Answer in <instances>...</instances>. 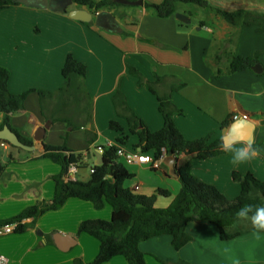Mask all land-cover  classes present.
<instances>
[{"label":"crops","instance_id":"0c3cea01","mask_svg":"<svg viewBox=\"0 0 264 264\" xmlns=\"http://www.w3.org/2000/svg\"><path fill=\"white\" fill-rule=\"evenodd\" d=\"M127 1H143V5L119 3L121 7L108 11L115 14L120 33L99 29L94 21H75L63 13L24 5L0 11V65L10 72L12 94L29 93L25 109L11 115L9 121L13 129L36 147L34 152H27L0 146V162L4 167L0 175V222L53 201L54 178L62 174V167L42 158L45 145L65 146L82 153L85 166L79 167L78 176L83 182H89L94 166L102 163V156L96 151L98 147L113 145L131 155L153 158L152 152H142L139 137L130 132L129 118L143 122L152 133L161 130L164 118L158 96L170 98L179 109L174 122L186 140L210 138L222 140L225 146L224 154L212 159L175 156L176 168L189 162L198 179L215 186L228 198L240 194L232 179L234 172L252 173L264 181V54L259 57L262 73L251 69L217 78L206 64L205 56L213 38L221 41L228 38L233 31L231 26L211 10L199 12L200 16L194 19L193 10L179 5L177 13L190 18L183 23L176 18L177 13L161 19L145 9V3L159 5L163 0ZM241 3L213 0L210 5L219 8L224 5L223 10L233 12L242 9ZM75 7L68 8V12L88 11ZM254 10L264 13V5L254 4ZM258 52L264 53V26L263 32H258L256 26L244 27L238 36L235 55L254 57ZM68 56L86 67L85 86L92 100L89 124L80 111L73 113L76 115L73 124L80 126L75 130L65 122L52 121L55 102L46 100L42 106L38 94L59 91L64 86L62 71ZM133 69L139 77L132 74ZM234 115H247L249 120L233 121ZM4 120L5 115L0 114V127ZM47 122L52 123L50 129L41 142H36L38 129ZM113 122L121 132L111 128ZM122 138L123 145L118 143ZM237 151L250 154V158L234 164ZM168 156L162 158L159 170L128 165L119 159L133 175L124 188L146 197L156 195L159 189L167 191L170 196L158 195L155 207L168 208L182 188L180 180L171 177L164 164ZM106 206L98 210L91 202L69 199L57 212L24 220L29 225L25 233L1 236L4 238H0V254L11 264H75L77 260L89 264L99 254V242L90 235L79 234L78 230L85 221H110L112 209ZM235 227L234 224L228 231L240 235L221 241L216 226L195 221L187 228L190 243L179 251L172 246L170 236L153 238L139 247L147 264H264V230L256 229L253 224L244 230ZM246 253H254L247 257L248 263L241 260ZM105 264L129 263L123 257H116Z\"/></svg>","mask_w":264,"mask_h":264},{"label":"trees","instance_id":"16d2710c","mask_svg":"<svg viewBox=\"0 0 264 264\" xmlns=\"http://www.w3.org/2000/svg\"><path fill=\"white\" fill-rule=\"evenodd\" d=\"M245 1L264 5V0ZM72 2L78 8H86L94 15L122 6L115 0H72ZM19 5L21 4L17 0H0V11ZM179 5H191L203 10H211L218 18L232 27V33L225 40L213 38L212 47L205 56L206 64L212 67L217 78L251 70L255 65H259V57L263 53L258 52L254 57H240L235 55L234 49L240 30L244 27L256 26L258 32H263L264 13H253L243 9L229 12L213 7L207 0H163L159 5L145 3L144 6L156 17L166 19L177 13ZM86 72L87 69L83 64L72 56H68L62 71L65 84L56 94L57 98H61L58 103L62 112L65 106L71 109L72 113L80 111L86 117V124H89L92 117V100L85 86ZM132 74L139 77L134 69ZM9 82L10 72L0 65V114L5 115L0 129L9 126L24 144L31 146L32 142L27 141L13 129L9 121L11 115L25 109L29 93L12 94L9 90ZM150 90L157 95L153 87H150ZM38 94L42 106L44 101L55 96V94L44 91ZM158 98L160 112L164 118V126L161 130L152 133L143 122L129 118L130 132L139 137L142 152H152L155 160H162L166 154H174L176 157L185 155L202 160L224 154L225 146L222 140L211 141L210 138L196 141L186 140L174 122V114L180 112L179 109L170 98L161 96ZM72 102L73 105L70 107ZM50 119L54 122H65L74 130L80 127L73 124L72 117L68 119L64 115L57 114V111H54ZM110 126L121 132L117 123L113 122ZM124 140L119 139L118 143L123 145ZM44 147L45 152L42 158L49 159L62 167V174L54 178L56 188L53 201L30 207L11 220L0 222V226L17 223L14 233L23 234L29 227L23 223L24 220L38 218L50 211H57L69 199L91 202L98 210L103 209L107 204L112 209L110 221H85L78 230L79 234L90 235L99 242V254L89 264H105L116 257L125 258L129 264H147L145 255L139 247L141 243L153 238L170 236L172 246L179 251L190 243L191 238L187 233V228L195 221L216 226L220 233V240L230 241L240 235V233H230L228 229L240 218L238 213L241 209L250 208L248 217H251L257 209L264 208V181L259 180L252 173H233L232 179L239 185L240 194L235 199H229L215 186L198 179L192 173L189 162L186 161L176 168L178 179L182 184L180 193L168 208L160 209L155 207L157 196L169 197V192L159 189L156 195L146 197L135 195L124 188V183L132 179L133 175L124 167V162L118 161L117 146L105 150L103 163L94 166L89 182L72 181L65 178L72 165L80 168L85 166L84 158L80 153L71 151L65 146L45 145ZM3 171L4 167L0 162V175ZM75 264L85 263L77 260Z\"/></svg>","mask_w":264,"mask_h":264},{"label":"water","instance_id":"95a60500","mask_svg":"<svg viewBox=\"0 0 264 264\" xmlns=\"http://www.w3.org/2000/svg\"><path fill=\"white\" fill-rule=\"evenodd\" d=\"M17 2L21 5L30 8H35L40 10H51L53 12L63 13L65 16H68L70 19L75 21H81L85 23H90L91 21H94L97 28L105 30L107 32H111V33L121 32V27L119 26L116 17L108 11H102L97 13L96 15L85 10H74L68 12L67 11L68 8L73 6L72 0H17ZM119 3L125 5H133V6L143 5V1L129 2L127 0H119ZM176 18L183 23L190 21L189 17H187L186 15H182L180 13L176 14ZM107 25H109V28L107 27ZM252 70L258 74L262 73V68L258 64L255 65L252 68ZM51 124H52L51 122H47L44 127L38 129L34 137V140L36 142H41L44 139V136L46 132L50 129ZM0 141L7 142L10 146L27 152H34L36 149L34 145L30 146L24 144L20 140L18 134L13 132L9 126H4L2 129H0ZM225 143L226 145H228V142L225 141ZM101 158L103 163V157ZM164 164L169 170V175L171 177L178 178L176 172L175 155L174 154L169 155L167 160L164 162Z\"/></svg>","mask_w":264,"mask_h":264},{"label":"built area","instance_id":"2783aa9c","mask_svg":"<svg viewBox=\"0 0 264 264\" xmlns=\"http://www.w3.org/2000/svg\"><path fill=\"white\" fill-rule=\"evenodd\" d=\"M240 118L244 120H249V116L247 115H242L241 117L238 115H234L232 117V120L237 121ZM0 146L1 148L5 150H7L10 147V145L4 141H0ZM111 147H114V146L108 145L107 147H98L96 148V151L98 152V154H100L103 157L105 150ZM80 154L83 156L82 153ZM117 158H118V161H120L119 159H124V162L128 165L139 164V165L150 166L152 170H159L162 166V160H155L151 158L149 155H145V154L144 155L143 154L131 155V154L126 153L122 148H119V147L117 151ZM78 171H79V167L77 165H72L69 168L68 174L65 176V178L67 180H72V181H81V178L78 176ZM92 174H93V170L91 171V175ZM135 189L139 190V187H136ZM16 227H17V223L12 224V225L0 226V237L13 234ZM0 264H11V263H10V260L6 256L0 254Z\"/></svg>","mask_w":264,"mask_h":264},{"label":"rangeland","instance_id":"374dc122","mask_svg":"<svg viewBox=\"0 0 264 264\" xmlns=\"http://www.w3.org/2000/svg\"><path fill=\"white\" fill-rule=\"evenodd\" d=\"M235 2L237 1L238 3L239 2H242L241 4L242 5H244L243 7H240V8H242L243 10H250L251 12L253 11V6H254V4L253 5H249V4H251V3H249L248 1H245V0H234ZM209 4H212L213 5V0H210V3ZM245 4H247V5H245ZM258 6H259V4H257ZM182 6H184V7H186L187 9H190V10H193L194 11V13H193V17L192 18H194V19H197V17L198 16H200V15H198V14H200L199 12H201V14L204 12V10L203 9H200V8H198V7H196V6H191V5H182ZM216 6H218V5H216ZM74 9V8H76L75 6L73 7H71L70 9ZM219 8V7H218ZM223 8H225L224 7V5H222V8L221 9H223ZM197 9H199V10H197ZM255 12H257V11H253V13H255ZM196 13H197V15H196ZM257 13H260V12H257ZM264 54V53H263ZM66 63V62H65ZM65 66V65H64ZM52 94H55V96L52 98V99H48V100H50L51 102L53 101V102H55V104L53 105V108H52V110H55V111H57V114H61V116L62 115H64V117H67L69 114H70V116L73 118L74 116H73V113H72V110L71 109H69L68 107H64V112H62L61 111V109H60V107H59V103H58V100H61V98H57V91H55V92H51ZM57 93V94H56ZM72 105H73V102H72V104L70 105V107H72ZM63 106H64V103H63ZM59 108V109H58ZM74 109H76V107H74ZM77 110V109H76ZM235 183V182H234ZM237 184V183H236ZM238 185V184H237ZM239 186V185H238ZM240 188V187H239ZM235 198H237L236 196L235 197H233V198H229V199H235ZM107 208H109L110 206L108 205V206H106ZM55 212H57V211H55ZM245 220H239V221H237V222H235V228H239V229H241V230H244V229H246L247 227H249V226H251V224H252V222H251V218L250 217H248V218H244ZM13 234H17V233H13ZM0 238H4V237H0ZM224 243H228V242H224ZM253 255H254V253H252ZM252 254H250V253H246V255H243L242 257H241V260L243 261V262H245V263H248V259H247V257L248 258H251V256H252ZM256 258V257H255ZM233 259V258H232ZM240 259V257H238V260Z\"/></svg>","mask_w":264,"mask_h":264},{"label":"clouds","instance_id":"9594fccd","mask_svg":"<svg viewBox=\"0 0 264 264\" xmlns=\"http://www.w3.org/2000/svg\"><path fill=\"white\" fill-rule=\"evenodd\" d=\"M250 158V154L243 151H237L233 158V163L243 162ZM250 208L241 209L238 216L241 218H248V212ZM251 222L253 226L258 230H264V208L257 209L255 214L251 216Z\"/></svg>","mask_w":264,"mask_h":264}]
</instances>
